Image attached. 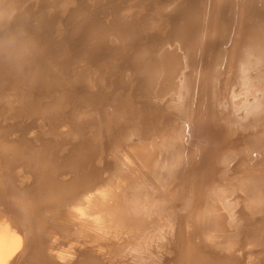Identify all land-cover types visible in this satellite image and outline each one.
I'll return each instance as SVG.
<instances>
[{"label":"bare ground","instance_id":"obj_1","mask_svg":"<svg viewBox=\"0 0 264 264\" xmlns=\"http://www.w3.org/2000/svg\"><path fill=\"white\" fill-rule=\"evenodd\" d=\"M0 264H264V0H0Z\"/></svg>","mask_w":264,"mask_h":264}]
</instances>
